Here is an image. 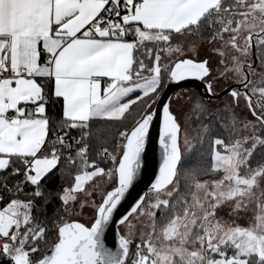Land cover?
Masks as SVG:
<instances>
[{"label": "snow or ice", "instance_id": "obj_1", "mask_svg": "<svg viewBox=\"0 0 264 264\" xmlns=\"http://www.w3.org/2000/svg\"><path fill=\"white\" fill-rule=\"evenodd\" d=\"M0 264H264V0H0Z\"/></svg>", "mask_w": 264, "mask_h": 264}, {"label": "rangeland", "instance_id": "obj_2", "mask_svg": "<svg viewBox=\"0 0 264 264\" xmlns=\"http://www.w3.org/2000/svg\"><path fill=\"white\" fill-rule=\"evenodd\" d=\"M227 86H228V83H225L224 87L226 88ZM220 92H221V89L219 86H217L216 94ZM199 97H201L200 94L195 90L182 89V90L177 91L171 100L172 109L176 113L181 114L182 125L184 124L185 121H187L189 141L191 144V147L188 150L192 149L193 147H195L196 145L200 143L199 127L197 126L198 122L195 123V121L198 120L197 118L198 114H196L195 112L191 110L193 107L192 100L197 99ZM230 101H231V97L226 96V95L220 99L211 101V105L214 106L212 110L215 111V109L223 108L224 105L226 103H229ZM182 133H183V128H182ZM181 144H183V135L181 137ZM259 194L260 193L258 191L257 195L259 196ZM249 207L251 208V205ZM89 214H90V209H85L83 211L77 210V216L80 218L86 219ZM221 215H224V218L228 219V215L223 214V213H221ZM250 216H251V212L249 211L248 213H245L239 218L233 216L232 219H236L238 223H241L243 221H246ZM130 220L132 221L133 231L135 232V230L140 227L139 222L133 219L132 217H130ZM126 231H127L126 224H122L120 226V232L124 233Z\"/></svg>", "mask_w": 264, "mask_h": 264}, {"label": "trees", "instance_id": "obj_3", "mask_svg": "<svg viewBox=\"0 0 264 264\" xmlns=\"http://www.w3.org/2000/svg\"><path fill=\"white\" fill-rule=\"evenodd\" d=\"M195 113L198 114V117H197L198 120H196L195 123L198 122L197 126L199 128H200V123L202 120L204 122H207L210 119V117L207 115L201 116L198 112H195ZM116 128H117V125L113 124L110 121H106V120L96 121L95 124L92 126L94 146L99 150H102L104 147H109L110 149V145L112 143V136L115 134ZM206 147H207L206 144H204V146L202 147L201 142H200L198 145L188 150L189 161L194 164L199 159L201 153L206 149ZM201 179L202 180L209 179V177H201ZM61 183H62V180L59 177H54L53 181L50 183V188L52 190H55ZM54 207L55 205H53V208ZM51 210L52 209H49V212H51Z\"/></svg>", "mask_w": 264, "mask_h": 264}, {"label": "water", "instance_id": "obj_4", "mask_svg": "<svg viewBox=\"0 0 264 264\" xmlns=\"http://www.w3.org/2000/svg\"><path fill=\"white\" fill-rule=\"evenodd\" d=\"M252 58H253V60L256 59L255 50H253ZM182 89H192V90H195V91H197L200 94V96L202 94H204V92H205V89L203 87V82L202 81H198V80H188V81H181L178 84H170L168 88H165V93H166L167 96L171 97V100H172L174 94L177 91L182 90ZM223 96H225V95L221 91L220 93H217L216 96H213L210 99L217 100V99L222 98ZM205 98L207 99L208 97H205ZM170 104H171V101H170ZM158 129H159V125L158 124L154 125L153 126V130H152L153 131V134H155L156 132H158ZM147 152H148V155H149L150 171H151V165H152V163H155V165L158 167L159 162H160L161 153H160V149H159L158 144L150 141V143L148 145ZM153 153L155 154L154 155V161L152 159ZM121 225L122 224L118 225L119 230H120V226Z\"/></svg>", "mask_w": 264, "mask_h": 264}, {"label": "flooded vegetation", "instance_id": "obj_5", "mask_svg": "<svg viewBox=\"0 0 264 264\" xmlns=\"http://www.w3.org/2000/svg\"><path fill=\"white\" fill-rule=\"evenodd\" d=\"M211 101H214V99H210Z\"/></svg>", "mask_w": 264, "mask_h": 264}]
</instances>
